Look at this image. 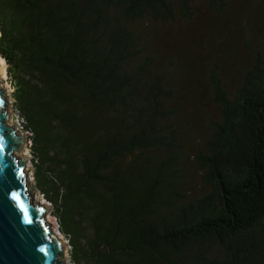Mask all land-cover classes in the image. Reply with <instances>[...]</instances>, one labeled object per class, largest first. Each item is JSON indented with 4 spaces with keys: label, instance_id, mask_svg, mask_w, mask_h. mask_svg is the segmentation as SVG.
<instances>
[{
    "label": "trees",
    "instance_id": "16d2710c",
    "mask_svg": "<svg viewBox=\"0 0 264 264\" xmlns=\"http://www.w3.org/2000/svg\"><path fill=\"white\" fill-rule=\"evenodd\" d=\"M236 1L0 0V57L36 186L75 263L264 264V40L234 83L207 43L218 111H203L195 194L182 59L162 60L146 31L192 21L200 2L226 12Z\"/></svg>",
    "mask_w": 264,
    "mask_h": 264
},
{
    "label": "rangeland",
    "instance_id": "374dc122",
    "mask_svg": "<svg viewBox=\"0 0 264 264\" xmlns=\"http://www.w3.org/2000/svg\"><path fill=\"white\" fill-rule=\"evenodd\" d=\"M252 6L255 7L253 13L247 14ZM196 16L192 21L180 19L175 23L168 22L163 25H155L157 27L150 26L146 30L148 39H152L150 46L154 47L155 45V51L161 55L162 60L172 55L182 59L183 66L179 71V81L176 84V88H179L180 91L177 103L185 102L184 105L188 108L182 111L178 117L181 123L187 122L194 127V137L191 138L194 143L193 151L186 158V169L191 179V191L195 194L204 191L201 172L194 157V149L200 145L201 140L206 136V117L203 111L210 114L218 111L217 105L213 102V89L207 82L208 71L206 69H208V65L206 67L201 65L202 62L208 64L210 55H212L207 53V43H211V48L219 52L228 81L231 83L238 81L241 69L252 62V53L258 49V44L264 40V0H237L226 12L211 10L207 5L200 2ZM243 19H246V24H249L251 29L242 30L240 23ZM6 65L7 78L2 83L0 82V87L9 97L7 103L10 110L5 108L10 115L8 125L14 126L18 135L24 137L25 148L23 152L17 151V155L20 159L23 157L28 159L25 175L28 176L26 179L30 195L35 204L40 201V205L47 208L44 218L51 232L56 234L57 238L64 244L62 247L64 263L77 264L72 260L68 238L60 229L55 206L36 186L35 163L30 135L27 132H22V117L13 99V87L8 73V64L6 63ZM30 185L35 189V195L34 190L31 192Z\"/></svg>",
    "mask_w": 264,
    "mask_h": 264
},
{
    "label": "water",
    "instance_id": "95a60500",
    "mask_svg": "<svg viewBox=\"0 0 264 264\" xmlns=\"http://www.w3.org/2000/svg\"><path fill=\"white\" fill-rule=\"evenodd\" d=\"M7 98L0 87V264H65L64 244L44 218L47 208L30 195L28 159L17 155L25 148L24 137L8 125Z\"/></svg>",
    "mask_w": 264,
    "mask_h": 264
},
{
    "label": "bare ground",
    "instance_id": "6f19581e",
    "mask_svg": "<svg viewBox=\"0 0 264 264\" xmlns=\"http://www.w3.org/2000/svg\"><path fill=\"white\" fill-rule=\"evenodd\" d=\"M0 68L3 70V74L0 75V82L5 81L7 78V65L4 59L0 58ZM10 126V125H9ZM11 127V126H10ZM59 239V238H58Z\"/></svg>",
    "mask_w": 264,
    "mask_h": 264
},
{
    "label": "built area",
    "instance_id": "2783aa9c",
    "mask_svg": "<svg viewBox=\"0 0 264 264\" xmlns=\"http://www.w3.org/2000/svg\"><path fill=\"white\" fill-rule=\"evenodd\" d=\"M20 114V113H19ZM20 116L22 117V115L20 114ZM22 123H23V129H22V132H27L29 135H30V142H31V144H32V141H31V133L29 132V131H27L26 129H25V121H24V118L22 117Z\"/></svg>",
    "mask_w": 264,
    "mask_h": 264
}]
</instances>
